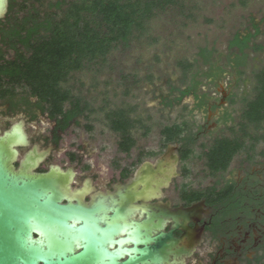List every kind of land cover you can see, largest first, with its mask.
<instances>
[{
	"label": "rangeland",
	"instance_id": "374dc122",
	"mask_svg": "<svg viewBox=\"0 0 264 264\" xmlns=\"http://www.w3.org/2000/svg\"><path fill=\"white\" fill-rule=\"evenodd\" d=\"M44 1L39 11L42 17L46 15L49 3L59 0ZM67 8L68 5L63 10ZM63 16L58 13L56 18L60 20ZM252 20L260 25L261 34L251 46L254 43L264 45V0H247L245 6L238 0H181L148 21L144 31L135 33L129 47L117 45L104 62H84L83 68L74 72L63 87L70 88L75 97L88 104L86 114L89 118H82L80 126H73L63 135L53 162L68 164L65 149L81 153L84 160L78 167L80 173L88 164L99 173V182H103L105 175L117 177L120 170L132 172L141 161L155 160L166 148L163 136L166 127L181 125L186 130L183 137L196 135V125L202 120L201 116L192 118L191 100L185 99L181 104L168 108L163 97L170 94V99L177 97L179 92L174 88L187 87L197 71L200 72L198 81L202 91L215 93V86L205 76L213 70L199 58L200 49L214 50L213 63H217L216 69H222L226 76L224 88L231 84L234 86L232 107L235 123L231 124L232 130H224L223 136L264 135V123L259 128L248 126L247 135L243 134L245 130H241L243 125L239 127L237 124L242 122L248 102L256 97V75L264 70V49L259 52L246 50L247 63L237 70H234L233 63H229V59L233 61L237 54L236 49L229 50L230 41L235 34L240 32L244 35L251 30ZM191 63L194 66L185 75L184 66ZM221 93L218 92V96ZM114 109L131 111L129 115L140 121L131 130L135 144L129 153L120 148L121 135L109 128L106 113ZM11 122L1 117L4 129ZM39 122L40 125L29 124L31 135H36L39 129L48 134L52 126L50 120L44 117ZM234 141L237 142V138ZM188 168L191 173L185 181L193 187H205L220 177L209 175L206 157L202 160L192 157ZM181 181L177 180L176 185Z\"/></svg>",
	"mask_w": 264,
	"mask_h": 264
},
{
	"label": "water",
	"instance_id": "95a60500",
	"mask_svg": "<svg viewBox=\"0 0 264 264\" xmlns=\"http://www.w3.org/2000/svg\"><path fill=\"white\" fill-rule=\"evenodd\" d=\"M10 1L0 0V21ZM29 147L23 119L0 128V264H185L200 243L188 225L195 208L158 202L179 176L175 146L89 201L91 180L73 188V168L39 172L50 150L21 155Z\"/></svg>",
	"mask_w": 264,
	"mask_h": 264
},
{
	"label": "flooded vegetation",
	"instance_id": "af4514ba",
	"mask_svg": "<svg viewBox=\"0 0 264 264\" xmlns=\"http://www.w3.org/2000/svg\"><path fill=\"white\" fill-rule=\"evenodd\" d=\"M62 11L58 10L57 16L58 13L62 14ZM10 22L8 12L6 18L0 21L1 68H7L8 63L13 62L17 55L14 50L8 49L4 44V33L12 30ZM26 55L29 56V54ZM225 77L224 74H221L217 80L207 77L210 79V84L215 86V93H210L202 91L197 71L187 87L174 88L188 92L179 102H176V99L181 97L180 91L174 99H170L171 94L163 97L164 104L168 108L181 104L185 99H190L192 118L201 116L202 120L196 125L198 133L192 135L193 139L185 138L182 142L166 143V148L160 154L162 155L169 145L175 146L180 162L179 176L164 191L163 197L158 202L169 203L173 210L195 208L196 211L188 225L193 230L195 242L198 238L201 241L195 244L191 256L185 258V264H264V135L229 138L232 140L237 138L244 143V150L232 158L226 171L212 175L209 169V175L220 176L213 184L193 187L185 181L191 173L188 161L195 156L200 160L203 157L208 160L207 153L211 147L218 139L226 138L222 133L224 130H229L231 124L235 123V110L232 107V99L235 96L234 86L231 84L225 89L223 86ZM218 92H222L221 96H218ZM45 107L46 104L37 96L32 95L31 89L25 84L16 83L9 77L1 75L0 128L5 130L1 125V117L8 119L9 122L12 120L9 127L22 119L26 122L30 147L20 149L21 155L35 145H38L41 151L50 150V155L41 165L39 172L47 171L52 164L59 165L64 170L73 168L76 172L73 188L82 187L87 180L92 181L93 190L86 198L87 201L90 200L91 195L98 192L113 191L114 185L125 183L133 176L138 167L132 172L129 169L120 170L117 177L105 175L103 182H99V173L90 168L88 164L84 166L86 169L84 168L85 170L80 173L78 167L83 163V154L68 149H65L67 165L53 162L63 135L76 126V123L73 121L65 132H61L57 129L58 122L51 119L49 113L44 110ZM65 107L70 108V104L66 103ZM44 117L50 120L52 125L48 134L46 135L39 129L36 135H31L29 124L38 123L40 125L39 121ZM237 124L241 127L239 123ZM188 149H191L192 153L188 159L184 160L183 153ZM177 180H182L179 185H176ZM170 226L169 224L167 230ZM174 234L176 237L183 236L181 231H175Z\"/></svg>",
	"mask_w": 264,
	"mask_h": 264
},
{
	"label": "trees",
	"instance_id": "16d2710c",
	"mask_svg": "<svg viewBox=\"0 0 264 264\" xmlns=\"http://www.w3.org/2000/svg\"><path fill=\"white\" fill-rule=\"evenodd\" d=\"M179 1L181 0H59L57 3H49L46 15L42 17L39 11L44 0H11L9 24L12 30L4 33L3 37L5 46L14 50L17 55L13 62L8 63L7 68L0 67V78L3 75L30 88L32 95L46 104L44 110L51 119L58 122L57 129L61 132H65L73 121L76 126H80L81 118H89L86 114L89 111L88 104H83V100L75 97L71 89L64 88L63 84L68 82L74 72L83 68L84 62H104L117 45L129 47L136 32L144 31L146 23L157 13L166 11ZM238 2L243 6L247 4V0ZM67 4L68 8L62 11ZM58 10L64 15L60 20L56 18ZM250 29L244 35L240 32L235 34L230 41L229 50H237L234 60L231 62L229 59V63L234 64V70L246 65V50L259 52L264 49L261 44L254 43L251 46L253 40L261 34L260 25L252 20ZM213 54L214 50L200 49L198 56L204 65H209L213 70L205 76L217 80L223 71L216 69ZM193 66L192 63L184 66L185 75ZM199 74L200 72L198 76ZM256 78V97L248 102L242 122L239 123L244 126L241 130H245V135L248 133V126L259 128L264 123V70ZM176 91L180 90L176 88ZM180 93L182 95L176 102L188 94L187 91ZM66 103L70 104V108L66 109ZM130 113L125 109H114L106 113L109 128L121 135L120 148L126 153L135 144L131 130L136 124H140ZM88 129L91 130L92 127L89 126ZM184 131L186 130L181 125L166 127L163 131L165 142L168 144L194 138L192 135L183 137ZM238 141L221 138L211 147L207 157L212 175L227 170L232 158L244 146V143ZM191 153L192 150L188 149L182 158L188 159Z\"/></svg>",
	"mask_w": 264,
	"mask_h": 264
}]
</instances>
